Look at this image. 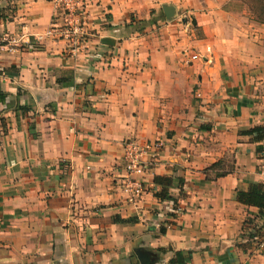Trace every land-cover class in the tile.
<instances>
[{
  "label": "crops",
  "instance_id": "crops-1",
  "mask_svg": "<svg viewBox=\"0 0 264 264\" xmlns=\"http://www.w3.org/2000/svg\"><path fill=\"white\" fill-rule=\"evenodd\" d=\"M232 1L86 0L73 54L46 37L50 0H0V37L19 41L0 51V264H141L137 250L264 264L244 238L258 209L237 201L264 184V152L242 135L264 128V24ZM131 139L165 144L136 205L120 182Z\"/></svg>",
  "mask_w": 264,
  "mask_h": 264
},
{
  "label": "built area",
  "instance_id": "built-area-1",
  "mask_svg": "<svg viewBox=\"0 0 264 264\" xmlns=\"http://www.w3.org/2000/svg\"><path fill=\"white\" fill-rule=\"evenodd\" d=\"M56 11L55 21L46 32V37L58 41H67L72 53L81 51V45L87 36L82 22L85 14L86 0H50ZM18 40L8 35L0 37V51L9 50L8 45L18 46ZM192 61H200L199 55H192ZM165 148L162 141L141 142L131 139L124 144V174L121 178V189L129 205H136L146 192L143 177L147 173L149 163L158 160ZM258 239L256 238L254 242ZM257 252L264 253V238L255 247Z\"/></svg>",
  "mask_w": 264,
  "mask_h": 264
},
{
  "label": "trees",
  "instance_id": "trees-1",
  "mask_svg": "<svg viewBox=\"0 0 264 264\" xmlns=\"http://www.w3.org/2000/svg\"><path fill=\"white\" fill-rule=\"evenodd\" d=\"M242 4L246 5L251 16H255L254 21L264 24V0H239ZM254 3L256 6H254ZM1 19H5V16H0ZM243 136L253 137L252 141L259 144L258 152H264V128L256 127L247 132H242ZM221 167V164H215L210 169L215 170ZM221 172L215 175V178L225 177L233 172V168L222 167ZM156 184L162 185L164 190H162L157 197L162 201H173L175 205L177 201L171 196L167 187L171 185V179L168 178H156ZM238 203L249 207L258 209V217L250 218L247 220L244 238L247 240V248L255 250L256 245L261 242L264 238V184H252L247 191H238L237 193ZM163 235L166 234V228L161 230ZM258 239L254 242L255 239ZM249 246V247H248ZM191 257L185 256L182 252H177L174 258L171 260V264H189Z\"/></svg>",
  "mask_w": 264,
  "mask_h": 264
},
{
  "label": "rangeland",
  "instance_id": "rangeland-1",
  "mask_svg": "<svg viewBox=\"0 0 264 264\" xmlns=\"http://www.w3.org/2000/svg\"><path fill=\"white\" fill-rule=\"evenodd\" d=\"M244 4H242L241 2H239V0H234V1H232V2H230V3H228L226 6H225V10H231V11H233V10H236L235 12H238V11H244V10H246L247 8L245 7V6H243ZM254 6H256V4L254 3ZM248 10V9H247ZM188 19V24L190 25V26H192L193 24L191 23V18L190 17H188L187 18ZM254 19H255V16H252V20L254 21ZM205 20V19H204ZM214 21H216V20H212V19H206L205 20V23L207 24V25H209V27H212V25H214Z\"/></svg>",
  "mask_w": 264,
  "mask_h": 264
},
{
  "label": "water",
  "instance_id": "water-1",
  "mask_svg": "<svg viewBox=\"0 0 264 264\" xmlns=\"http://www.w3.org/2000/svg\"><path fill=\"white\" fill-rule=\"evenodd\" d=\"M165 13H166L168 18H172L175 15V10H174L173 7H166L165 8ZM192 24L194 26H196V21L193 20ZM136 253H137V256H138L141 264H152L149 255L144 254L141 250H137Z\"/></svg>",
  "mask_w": 264,
  "mask_h": 264
}]
</instances>
